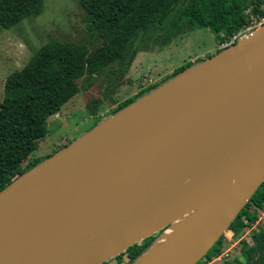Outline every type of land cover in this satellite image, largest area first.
<instances>
[{
    "label": "water",
    "instance_id": "1",
    "mask_svg": "<svg viewBox=\"0 0 264 264\" xmlns=\"http://www.w3.org/2000/svg\"><path fill=\"white\" fill-rule=\"evenodd\" d=\"M131 122L152 125L70 210L45 204L48 189L73 186L101 152L122 144ZM263 179L264 23L107 114L1 188L0 264H100L158 232L135 264L175 220L212 201L159 262L194 264Z\"/></svg>",
    "mask_w": 264,
    "mask_h": 264
},
{
    "label": "trees",
    "instance_id": "2",
    "mask_svg": "<svg viewBox=\"0 0 264 264\" xmlns=\"http://www.w3.org/2000/svg\"><path fill=\"white\" fill-rule=\"evenodd\" d=\"M83 11L87 29L100 44L87 51L82 44L49 41L34 49L27 61L9 73L3 82L0 100V189L15 176L44 157H32L38 141L46 133V119L74 96L79 88L76 79L99 73L112 63L128 66L135 55L138 40L152 25L167 17L170 25L185 22L190 27L206 28L217 41L225 43L251 19L264 14L263 0H74ZM43 0H0V27L9 28L38 14ZM189 61L133 96L120 101L111 114L190 66ZM95 121L92 125H94ZM91 125V126H92ZM90 126V127H91ZM89 127V128H90ZM48 155H45V157ZM264 206V179L247 203L230 222L227 231L239 236L248 221ZM255 248L243 245L236 258L211 264H264V225L251 234ZM153 238L145 237L121 253L100 264H129L144 251ZM220 236L194 264H206L224 249Z\"/></svg>",
    "mask_w": 264,
    "mask_h": 264
},
{
    "label": "rangeland",
    "instance_id": "3",
    "mask_svg": "<svg viewBox=\"0 0 264 264\" xmlns=\"http://www.w3.org/2000/svg\"><path fill=\"white\" fill-rule=\"evenodd\" d=\"M261 7L264 8V0ZM260 17L252 19L256 23L246 32L264 23L263 20L257 25ZM170 18L150 26L143 33L128 66L116 62L99 73L85 74L76 79L79 91L56 113L47 117L46 133L29 157L52 154L87 130L95 121L104 118L120 101L160 81L181 64L204 59L223 49V43H217L206 28L190 27L185 22L171 26ZM49 41L82 44L87 51L100 44L99 39L87 29L83 11L76 1L43 0L38 14L12 27H0V100L5 77L19 69L34 49ZM263 213L257 212L255 218L248 221L240 238L246 237L249 242L252 232L264 225ZM158 234L155 232L150 237L154 238ZM233 247L224 251L230 252ZM220 260L222 258L216 260V263ZM127 261L124 256L120 264ZM113 263L114 259H111L110 264Z\"/></svg>",
    "mask_w": 264,
    "mask_h": 264
},
{
    "label": "bare ground",
    "instance_id": "4",
    "mask_svg": "<svg viewBox=\"0 0 264 264\" xmlns=\"http://www.w3.org/2000/svg\"><path fill=\"white\" fill-rule=\"evenodd\" d=\"M161 116L162 113H157L154 118L155 121ZM151 125L152 124L149 123L145 130ZM145 130L136 122H131L125 132L121 134L123 137L122 144L113 147L110 151L101 152L99 160L96 163L90 162L88 166L85 167L86 171L76 176V183L73 186H67L60 190L56 188L48 189L44 197L45 204H58L70 210L76 197L93 187L97 181L103 177L107 168L119 161L121 157L136 146L141 140ZM212 204V201L204 203L192 212L175 220L172 225L164 230L163 235L154 243L150 253L146 254L143 259L137 261L135 264H159V262L168 256L172 248L176 247L182 240L189 236L190 230L209 211ZM24 216L25 215L20 216V219ZM26 217L30 218L32 215H27Z\"/></svg>",
    "mask_w": 264,
    "mask_h": 264
},
{
    "label": "built area",
    "instance_id": "5",
    "mask_svg": "<svg viewBox=\"0 0 264 264\" xmlns=\"http://www.w3.org/2000/svg\"><path fill=\"white\" fill-rule=\"evenodd\" d=\"M252 20V19H251ZM250 20V22L245 26V27H243L242 29H239L238 31H236L233 35H231L230 36V39L227 41V42H225V43H223V47L224 46H227V45H229V44H231V43H233L238 37H240L243 33H245L247 30H249V29H251L252 27H253V25H254V23H256V21L255 20H252L251 21ZM264 20V18L261 16L260 17V19H259V21L257 22V25L259 24V23H261L262 21ZM261 212H264V206H263V208L259 211V213H261ZM263 215H264V213H263ZM226 233H228V234H226ZM240 235H242V233L240 234ZM240 235L239 236H236V237H234L233 235H232V233H231V231H225L224 233H223V236H224V238H223V244H224V249L220 252V253H218V254H216V255H214V256H212L211 257V259H210V262L211 263H216L217 261L216 260H219L220 258H224L229 252H227V251H224V250H226L228 247H233V248H230V249H235L236 247H237V245H238V241L239 240H245L246 241V237H244V238H240ZM249 242H250V239H249ZM228 251H229V249H227ZM219 258V259H218ZM221 261V260H220Z\"/></svg>",
    "mask_w": 264,
    "mask_h": 264
},
{
    "label": "flooded vegetation",
    "instance_id": "6",
    "mask_svg": "<svg viewBox=\"0 0 264 264\" xmlns=\"http://www.w3.org/2000/svg\"><path fill=\"white\" fill-rule=\"evenodd\" d=\"M227 231V230H226ZM229 232V231H228ZM223 238H224V236H223ZM221 240H223V239H221ZM243 245H245L246 247H248V248H252V249H254L255 248V244H254V242H253V240H252V238L250 239V242H247V241H245V240H239L238 241V245H237V247L235 248V249H233V250H231L219 263H223V262H227V261H229L230 259H233V258H236L237 257V255L236 254H238L239 253V251H240V248L243 246ZM206 264H211V262L209 261V262H207Z\"/></svg>",
    "mask_w": 264,
    "mask_h": 264
}]
</instances>
